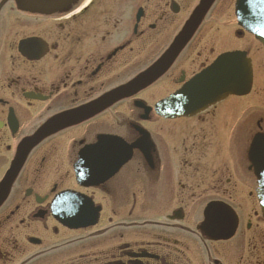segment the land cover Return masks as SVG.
Listing matches in <instances>:
<instances>
[{
  "label": "flooded vegetation",
  "instance_id": "flooded-vegetation-1",
  "mask_svg": "<svg viewBox=\"0 0 264 264\" xmlns=\"http://www.w3.org/2000/svg\"><path fill=\"white\" fill-rule=\"evenodd\" d=\"M5 6L0 264H264V220L254 178L240 156L219 150L217 118L185 125L204 140L199 147L176 149L184 124L156 117L140 121L133 107L138 93L80 125L44 136L23 156L19 151L53 117L95 102L141 73L143 62L156 61L168 44L158 37L165 29L173 32L177 17L189 8L185 2L78 0L50 15L19 12L11 0ZM21 41H27L23 53ZM181 57L164 74L176 71L174 84L187 74ZM206 60L193 63L202 69ZM148 123L154 128L147 153L134 150L112 166L116 160L109 150H90L87 160H78L98 136L133 142L135 127ZM85 163L86 175L79 167ZM67 192L99 210L93 224L69 229L60 223L52 204L62 203ZM208 204L225 205L235 214L228 239L211 240L199 230Z\"/></svg>",
  "mask_w": 264,
  "mask_h": 264
},
{
  "label": "water",
  "instance_id": "water-1",
  "mask_svg": "<svg viewBox=\"0 0 264 264\" xmlns=\"http://www.w3.org/2000/svg\"><path fill=\"white\" fill-rule=\"evenodd\" d=\"M71 1L73 0H22L19 3L18 8L30 13L43 14L62 8ZM212 1L213 0H203L201 2L187 26L178 35L175 42L160 61L123 88L113 91L105 96L104 100L106 102L104 104L121 97L130 96L136 91L146 87L160 76L167 69L176 52L188 41ZM259 4L260 2H258L257 5ZM248 5V0L239 1V10L241 14L244 13L243 18H245L242 25L246 31L254 34L264 45V13H262V16L260 15V12L255 14ZM230 62L234 65L233 69L230 67ZM250 82L251 73L249 62L245 60L243 56L239 55L233 58L230 56H224L219 58L217 63L210 69L189 81L182 90L170 97L168 102L165 103L160 110H164V116L167 118L187 116L202 110L209 104L214 103L228 94L233 93L242 95L246 93L249 90ZM99 105L100 106L98 107H89L91 115L93 112L95 113L99 107H102L103 103ZM86 111L87 110L80 111L78 114L81 115ZM89 115L90 114L87 113L82 116H85L84 118H86ZM60 122L65 123L59 125L58 128L77 121H52V125L55 126ZM254 165H258L259 167L258 170H255V175H258V183L261 185V192L259 189V197L264 204V160L257 158Z\"/></svg>",
  "mask_w": 264,
  "mask_h": 264
},
{
  "label": "rangeland",
  "instance_id": "rangeland-1",
  "mask_svg": "<svg viewBox=\"0 0 264 264\" xmlns=\"http://www.w3.org/2000/svg\"><path fill=\"white\" fill-rule=\"evenodd\" d=\"M193 2L194 1H192L191 3V7L193 5ZM232 2L233 0L218 1L208 19V22L215 21L216 25L207 23L205 27H203L197 33L195 38L191 41L186 50L183 52L182 57L180 58L181 61H184L181 68L185 71V73H187L186 77H188L199 70V65H195L193 61L201 62L207 59L206 63L208 64L215 56L223 51H227L229 49H239V47H236L237 44H239L243 49L248 51V54L255 62L254 66L256 78L252 92L249 97L239 101L237 104L234 102L236 100L231 99L230 101H228L229 103L225 104L224 107L220 106L222 103L215 105L214 107L200 114V120L198 118H193L191 120L182 119L176 121V123L180 122L181 125L184 124L185 127V125L187 124H194L195 121H215L216 118L219 119L221 117L222 112H226L229 119V121H225V136L227 140L230 137L231 127L234 122L240 125L241 123L246 121L239 128L238 133H240L241 136L243 133L242 130L244 129V135H251V128H256L255 122H257L260 118H263V124H261V126L264 130V53L259 49V46L255 42H253L250 37L246 36L243 39L237 41L238 43L232 40L235 39L231 36H233V31L236 29L234 18L232 15ZM181 19L182 14L177 17V20L175 22L176 25L181 22ZM175 32H177V28L176 30H174V34ZM172 33L173 32H171L170 30L165 29L163 33H161L158 37L159 42L168 39L166 42L168 43L170 40L169 38H172ZM197 54L200 55L197 56ZM142 64L145 65L148 63L143 62ZM176 77V71H170L167 76L158 81L154 86L142 92L138 97L141 100L147 102L148 105H152L154 102L167 96L177 88V85H174V80L176 79ZM241 118L243 119L241 120ZM250 121L252 122L250 123ZM247 122L249 123L247 124ZM143 126L150 131L154 128L153 123L144 124ZM160 127L164 129L163 126L160 125ZM188 127L190 129L192 128V126H186L184 130L180 132V141L178 142V144H176V149H185L190 145H198V147L201 146L199 144L200 140L197 137H193L192 132L191 134H189V132L187 131ZM157 133L159 134L161 133V131H154V134ZM185 134L189 137V140L184 139ZM203 140L204 138L200 141V143ZM221 149L227 150L228 147L225 146L222 142Z\"/></svg>",
  "mask_w": 264,
  "mask_h": 264
}]
</instances>
